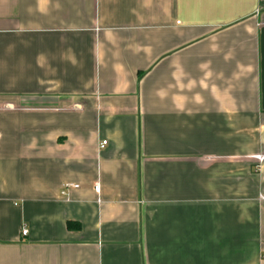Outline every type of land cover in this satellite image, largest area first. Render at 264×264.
<instances>
[{
    "label": "crops",
    "instance_id": "crops-1",
    "mask_svg": "<svg viewBox=\"0 0 264 264\" xmlns=\"http://www.w3.org/2000/svg\"><path fill=\"white\" fill-rule=\"evenodd\" d=\"M0 132V264H264V0H0Z\"/></svg>",
    "mask_w": 264,
    "mask_h": 264
},
{
    "label": "built area",
    "instance_id": "built-area-1",
    "mask_svg": "<svg viewBox=\"0 0 264 264\" xmlns=\"http://www.w3.org/2000/svg\"><path fill=\"white\" fill-rule=\"evenodd\" d=\"M0 136H1V132H0ZM107 142H108V141H106V140L102 141L101 144H100V147H101V148H104V147L107 145ZM79 187H80V186H79L78 184L65 183V184L63 185V187H62V192H61V193H62V195L64 196V195H67V193H68V191H69L70 189H76V188H79ZM95 189H96V191H99V190H100V187H99L98 184L95 185ZM22 234H23V235H27V234H28V229H27V228L23 229Z\"/></svg>",
    "mask_w": 264,
    "mask_h": 264
}]
</instances>
